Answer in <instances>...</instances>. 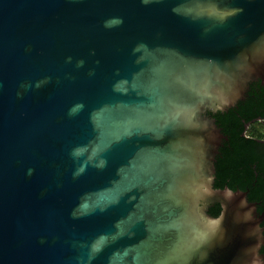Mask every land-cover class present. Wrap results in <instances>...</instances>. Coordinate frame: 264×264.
Listing matches in <instances>:
<instances>
[{"label": "water", "instance_id": "obj_1", "mask_svg": "<svg viewBox=\"0 0 264 264\" xmlns=\"http://www.w3.org/2000/svg\"><path fill=\"white\" fill-rule=\"evenodd\" d=\"M259 80L264 0H0V264H264L209 114Z\"/></svg>", "mask_w": 264, "mask_h": 264}, {"label": "trees", "instance_id": "obj_2", "mask_svg": "<svg viewBox=\"0 0 264 264\" xmlns=\"http://www.w3.org/2000/svg\"><path fill=\"white\" fill-rule=\"evenodd\" d=\"M209 114L226 136L215 160V187L247 191L248 199L257 203L259 215L264 216V130L256 127L258 123L264 126V85L251 83L246 97L235 106ZM220 212L218 203L209 208L213 216Z\"/></svg>", "mask_w": 264, "mask_h": 264}, {"label": "rangeland", "instance_id": "obj_3", "mask_svg": "<svg viewBox=\"0 0 264 264\" xmlns=\"http://www.w3.org/2000/svg\"><path fill=\"white\" fill-rule=\"evenodd\" d=\"M256 127L262 131L264 130V126H262L260 123L256 124Z\"/></svg>", "mask_w": 264, "mask_h": 264}, {"label": "flooded vegetation", "instance_id": "obj_4", "mask_svg": "<svg viewBox=\"0 0 264 264\" xmlns=\"http://www.w3.org/2000/svg\"><path fill=\"white\" fill-rule=\"evenodd\" d=\"M260 81V80H259ZM259 81H256V82H259ZM261 82V81H260ZM262 84V83H261ZM262 85H264V84H262ZM250 89V88H249Z\"/></svg>", "mask_w": 264, "mask_h": 264}]
</instances>
